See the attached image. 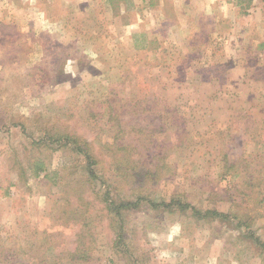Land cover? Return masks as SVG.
<instances>
[{
    "label": "rangeland",
    "instance_id": "obj_1",
    "mask_svg": "<svg viewBox=\"0 0 264 264\" xmlns=\"http://www.w3.org/2000/svg\"><path fill=\"white\" fill-rule=\"evenodd\" d=\"M64 134L89 143L95 177L76 143L50 137ZM112 142L161 168L141 194L238 218L146 199L115 216L107 192L135 201L148 185L114 176ZM260 169L264 0H0V264L76 246L88 258L63 264H264V204L231 201Z\"/></svg>",
    "mask_w": 264,
    "mask_h": 264
},
{
    "label": "trees",
    "instance_id": "obj_2",
    "mask_svg": "<svg viewBox=\"0 0 264 264\" xmlns=\"http://www.w3.org/2000/svg\"><path fill=\"white\" fill-rule=\"evenodd\" d=\"M107 111L110 114L114 107L112 106V103L107 101ZM52 141H62L63 145H68L71 141L76 143L74 144L75 147H72L74 151L77 153L83 152L86 157V169L89 175H92L95 177V171L94 166L99 162V158L93 154V152L89 149L88 145L89 143L86 142V148H83L80 144H77V141L75 137L70 136L69 134H64L63 136H59L58 138H52L50 135ZM45 145H48L45 140H41ZM165 153V152H164ZM164 153L161 152V154H153V158L156 156L163 157ZM107 157H109L112 160V171L114 173V176L117 178H120L124 182L130 183L138 181L139 183L145 182L148 186L146 188L144 187H138L133 188V192L137 191V198L135 201H127V202H115L114 200L109 198V192L106 193V197L104 198L107 202L106 207L108 210H114V215H119V210L122 208H128V207H137L139 205V199H146L147 203L154 208H162L163 210H178L183 211L184 209L191 210V215L196 217H221L222 219H228L230 217L232 218H238V213L236 211H233L232 209L228 212H219L216 209H206L204 211H201L198 209L195 205L191 204L190 202L182 201L180 198H178V195H172L168 201L160 200L157 202L153 197H148V194H141L143 191H150V184H156V182L160 179L163 172H161V168L158 164H154L153 168H150L149 166H145V164H139L140 162V156L141 154L136 151L134 148H132L129 145L121 144L119 145L116 142H112L110 146L107 147L106 152ZM135 155L138 156V158H135ZM237 163L234 162H226L223 165V168L225 171L231 173L233 170L237 169ZM163 168H167V172H169V176L173 174V170L175 168L171 166H161ZM40 170H47V167L45 165H42L38 167ZM166 170V169H165ZM35 174H38L36 171ZM165 173V171H164ZM235 174V173H234ZM261 175V177H259ZM238 191V200L232 198V204L239 205L241 201L245 200L247 202H251L254 200L255 204L263 205L264 204V170H256L255 174H249L247 173L244 175L243 181L239 184H236L234 186ZM256 191L257 195H253L252 191ZM142 195V196H141ZM254 197V198H253ZM62 212H67L66 210H62ZM253 216H247L246 214V220H237V225L248 228L252 223ZM85 225V223H84ZM83 231V230H81ZM119 238H121V233H118ZM91 240L92 235L90 236ZM118 240V239H117ZM254 240L258 245H260L261 248L264 249V242L261 241L259 238L254 237ZM31 246H35V244H30ZM30 246V247H31ZM90 249L89 246H87V249ZM46 253L43 252V256L38 258L39 260L35 262L34 260H31L30 258H27L28 260H31L34 264H63L61 262L64 255H69L70 258H80V259H87L88 254L86 252L85 246H76L72 251H66V252H60L58 254H52V256L45 255ZM31 257V256H30ZM41 261V262H39Z\"/></svg>",
    "mask_w": 264,
    "mask_h": 264
},
{
    "label": "crops",
    "instance_id": "obj_3",
    "mask_svg": "<svg viewBox=\"0 0 264 264\" xmlns=\"http://www.w3.org/2000/svg\"><path fill=\"white\" fill-rule=\"evenodd\" d=\"M216 27V26H215ZM217 28V27H216Z\"/></svg>",
    "mask_w": 264,
    "mask_h": 264
}]
</instances>
